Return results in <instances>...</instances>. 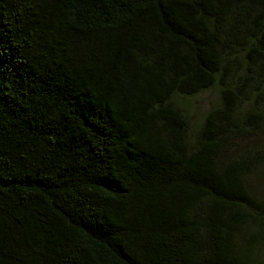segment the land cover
Returning <instances> with one entry per match:
<instances>
[{
    "label": "trees",
    "instance_id": "trees-1",
    "mask_svg": "<svg viewBox=\"0 0 264 264\" xmlns=\"http://www.w3.org/2000/svg\"><path fill=\"white\" fill-rule=\"evenodd\" d=\"M0 264H264V0H0Z\"/></svg>",
    "mask_w": 264,
    "mask_h": 264
},
{
    "label": "rangeland",
    "instance_id": "rangeland-1",
    "mask_svg": "<svg viewBox=\"0 0 264 264\" xmlns=\"http://www.w3.org/2000/svg\"><path fill=\"white\" fill-rule=\"evenodd\" d=\"M218 103L217 91H207L194 98L185 99L180 102V108L189 117L191 124V134L196 132V128L206 112Z\"/></svg>",
    "mask_w": 264,
    "mask_h": 264
}]
</instances>
